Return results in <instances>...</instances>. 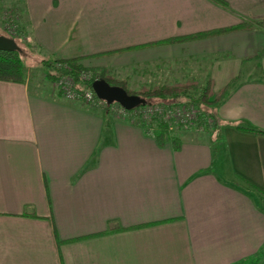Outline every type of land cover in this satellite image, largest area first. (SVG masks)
<instances>
[{
  "label": "crops",
  "instance_id": "0c3cea01",
  "mask_svg": "<svg viewBox=\"0 0 264 264\" xmlns=\"http://www.w3.org/2000/svg\"><path fill=\"white\" fill-rule=\"evenodd\" d=\"M223 1L23 0L17 28L62 59L264 19V0ZM263 51L252 26L81 60L150 86L165 61L215 90L236 78L212 128L160 142L52 84L0 81V264H264V135L237 129L264 130Z\"/></svg>",
  "mask_w": 264,
  "mask_h": 264
},
{
  "label": "trees",
  "instance_id": "16d2710c",
  "mask_svg": "<svg viewBox=\"0 0 264 264\" xmlns=\"http://www.w3.org/2000/svg\"><path fill=\"white\" fill-rule=\"evenodd\" d=\"M217 3L226 6V3L223 0H214ZM2 23V22H1ZM6 26V25H5ZM9 26V25H8ZM252 26L255 27H264V19L252 21V22H242L238 25L228 26L227 28H219L209 31H202L196 32L189 35L184 36H176L172 38H165L164 40L160 41H152L151 43L141 44L138 46L128 47L126 49H136L139 47L151 45V44H164V43H177V42H185L194 39H202L203 37L215 36L216 34L227 33L228 31L232 30H240V28H251ZM2 27V26H1ZM8 33L10 34V28L6 26ZM11 36V35H10ZM7 36V37H10ZM122 50H113L108 52H100V54H93L88 55L86 57L83 56H76L75 58H62L59 59L53 55L45 57L40 60L39 65L42 68L43 75L45 79H48L52 82H56L59 77L67 76L73 80V84L76 90L81 91L82 89H91V83L95 79H104L110 85H117L126 90L129 94L138 95L144 99H146V104H141L138 107L130 109L129 112L133 111L134 109L142 108V106L153 104V100H165L167 97L173 99H179L180 96H184L188 98L186 105H203V106H210L213 104L218 103V101L222 100L223 98L227 97L229 89L231 85L234 83L236 78L231 79L230 83L226 84L223 87L218 88L215 90L214 83L211 80H206L204 84H199L194 79H186L184 81H179L175 83H162V84H153V86H141V88L137 90H133L127 86L126 81L123 79L114 78L111 76L106 68H94V67H84L81 64V60L88 57H101L107 54H113L114 52L123 51ZM19 51H2L0 50V81L9 82V83H20L25 84L28 78L27 69L24 64V60L20 55ZM263 52L260 53L263 54ZM88 77V78H87ZM53 87V86H52ZM55 90V88L53 87ZM59 95H61V91H57ZM160 105H180V104H163V103H156ZM118 107L120 105L118 103L107 104L105 107V113L113 114L117 113ZM117 115V114H116ZM212 118L211 115L207 113V111H199V114L196 118L197 126L185 128L182 125L179 126L175 130L181 129H199L205 128L206 125L209 123L208 119ZM136 125H140L141 127H145L146 129L150 128L153 132V135L158 139V141L164 140L166 136H169L170 133L173 132L169 128V125L166 124L160 115L153 116L150 120H144L141 118L132 119L129 118L128 121ZM215 123H213V126ZM238 130L242 132H249L253 134H262L264 135V130L262 129H252L248 127H237ZM174 130V131H175ZM173 147L176 149L179 147V142L177 139H171Z\"/></svg>",
  "mask_w": 264,
  "mask_h": 264
},
{
  "label": "rangeland",
  "instance_id": "374dc122",
  "mask_svg": "<svg viewBox=\"0 0 264 264\" xmlns=\"http://www.w3.org/2000/svg\"><path fill=\"white\" fill-rule=\"evenodd\" d=\"M23 6H24L23 0H0V34L5 35V36L11 35L10 37H12L15 40V42L18 43L20 47L19 53L24 60V64H25V67L28 73V78L26 79L27 80L26 82H34V83L39 84V86L48 89L50 85L52 84V82H50L48 79H45L42 68L39 65L40 60L47 56H44L43 53L40 52L41 50L39 49L37 42L34 41L33 35L28 34V33H21L19 32V29L17 28V24L19 22L18 19L22 16ZM5 25L10 28V31H9L10 34L8 33V30L6 29ZM181 63L185 64L186 62H181ZM172 64L173 62H170V61H165V63L163 62L161 64V66L163 65L166 68L172 69L169 72L165 71L164 73L166 82H175L179 80L184 81V79L186 80V78H190V79L192 78L196 80L195 77L193 78V76H195L197 73H195L193 70L195 69L194 67L198 66L197 64H191L192 69L189 68L190 65L188 64V62L187 64H185L186 66H183L182 64L179 65L180 63H178V65L175 64L174 68L171 67ZM155 66L156 64L152 65L150 69L155 70ZM106 69L108 70L109 74L113 76L114 78L116 77L118 79H123L124 81H126L127 86L133 90H137L141 88V86L143 85H147V86L152 85V83H148L150 79L149 80L146 79L147 82L145 81V78L143 79L144 74L141 73V69H143V67H140V68L129 67L127 69L122 68V69H116V70H109L108 68ZM155 71H153V73H155ZM201 71H202L201 73L204 72V70H201ZM154 82L161 84L164 81H162L161 78L160 79L156 78ZM32 88H34V84L32 85ZM187 101H188V98L184 96H180L179 99H173V98L167 97V99L165 100L154 99L153 104H156V103H163V104L184 103L185 104L187 103ZM195 107L200 112L203 110L208 111V106L195 105ZM99 112H102L103 114H105L106 111L103 109ZM110 114L113 116H116V114H113V112ZM212 125L213 124L209 122L205 128L202 127L199 129L201 131H205L207 129L212 128ZM175 131H178V130H175Z\"/></svg>",
  "mask_w": 264,
  "mask_h": 264
},
{
  "label": "built area",
  "instance_id": "2783aa9c",
  "mask_svg": "<svg viewBox=\"0 0 264 264\" xmlns=\"http://www.w3.org/2000/svg\"><path fill=\"white\" fill-rule=\"evenodd\" d=\"M88 78V77H87ZM55 91H61V96L67 100L78 101L86 105L90 110L101 111L105 109L107 102L100 100L93 89H82L78 91L75 89L73 80L67 76L59 77V79L52 85ZM198 109L195 105H160L149 104L142 106V108L134 109L129 112L123 107H118L117 115L126 120L129 118H141L150 120L153 116H162L164 122L169 125L171 130L177 129L179 126L185 128L197 126L196 118L198 116Z\"/></svg>",
  "mask_w": 264,
  "mask_h": 264
},
{
  "label": "water",
  "instance_id": "95a60500",
  "mask_svg": "<svg viewBox=\"0 0 264 264\" xmlns=\"http://www.w3.org/2000/svg\"><path fill=\"white\" fill-rule=\"evenodd\" d=\"M0 50L2 51H19L20 47L12 37H7L0 34ZM91 89L95 92L100 100H104L107 104L118 103L125 110H130L138 107L141 104H146V99L135 95L129 94L120 86L110 85L104 79H95L91 83Z\"/></svg>",
  "mask_w": 264,
  "mask_h": 264
}]
</instances>
